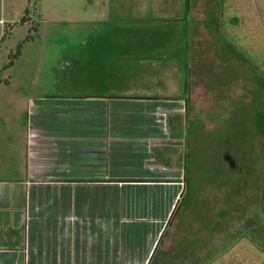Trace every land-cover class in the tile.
<instances>
[{
	"label": "crops",
	"instance_id": "obj_1",
	"mask_svg": "<svg viewBox=\"0 0 264 264\" xmlns=\"http://www.w3.org/2000/svg\"><path fill=\"white\" fill-rule=\"evenodd\" d=\"M174 8L133 3L128 24L56 67L52 84L78 92L28 97L20 120L0 119V264H151L195 176L190 17L185 6L179 53Z\"/></svg>",
	"mask_w": 264,
	"mask_h": 264
},
{
	"label": "rangeland",
	"instance_id": "obj_2",
	"mask_svg": "<svg viewBox=\"0 0 264 264\" xmlns=\"http://www.w3.org/2000/svg\"><path fill=\"white\" fill-rule=\"evenodd\" d=\"M135 2L178 6L179 53L190 17L195 60L188 95L198 120L189 125L195 176L151 264H264V136L250 121L264 109V0H0V119L20 120L28 97L78 92L63 80L52 84L56 67L85 59L81 43L90 34L128 24ZM224 169L234 179L225 186Z\"/></svg>",
	"mask_w": 264,
	"mask_h": 264
},
{
	"label": "trees",
	"instance_id": "obj_3",
	"mask_svg": "<svg viewBox=\"0 0 264 264\" xmlns=\"http://www.w3.org/2000/svg\"><path fill=\"white\" fill-rule=\"evenodd\" d=\"M27 18H26V13H24L22 16H21V18H20V20H22V21H24V20H26ZM260 85H259V87H261L262 89H264V80H263V82L262 83H259ZM262 106L264 107V93H263V96H262ZM255 117L253 118V120L251 119L250 121H251V124H252V126L254 127V129H255V132H258L260 135H262V136H264V109H263V111H259V110H257V112H255L254 114H253ZM242 161H243V159H242ZM225 170V169H224ZM236 171V170H235ZM225 172V174H226V176L224 177V180L222 181V182H220V184L221 185H223V186H225V185H228V184H231L233 181H234V179L231 181L230 180V175H232V173L233 172H230V173H226L227 172V170H225L224 171ZM238 176L239 175H237L236 176V180H239V178H238ZM227 178H229V181H227ZM188 185H189V183L185 186L186 187V189H185V195H186V193H187V188H188ZM190 202H192L193 203V199H191L190 200ZM192 203H190V204H192ZM193 205V204H192ZM156 248H157V246H156ZM156 248H155V250H154V255H153V258L155 257V251H156ZM152 258V259H153ZM155 260V259H154ZM154 262V261H153Z\"/></svg>",
	"mask_w": 264,
	"mask_h": 264
}]
</instances>
